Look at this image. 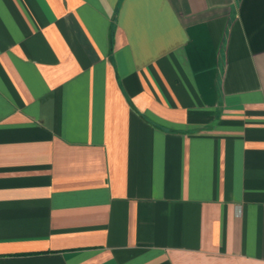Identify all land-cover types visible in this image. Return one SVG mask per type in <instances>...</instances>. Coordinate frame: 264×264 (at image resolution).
<instances>
[{
    "label": "crops",
    "instance_id": "crops-1",
    "mask_svg": "<svg viewBox=\"0 0 264 264\" xmlns=\"http://www.w3.org/2000/svg\"><path fill=\"white\" fill-rule=\"evenodd\" d=\"M0 264H264V0H0Z\"/></svg>",
    "mask_w": 264,
    "mask_h": 264
}]
</instances>
